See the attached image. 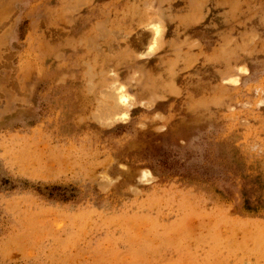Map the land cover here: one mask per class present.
Wrapping results in <instances>:
<instances>
[{"label": "rangeland", "instance_id": "374dc122", "mask_svg": "<svg viewBox=\"0 0 264 264\" xmlns=\"http://www.w3.org/2000/svg\"><path fill=\"white\" fill-rule=\"evenodd\" d=\"M0 264H264V0H0Z\"/></svg>", "mask_w": 264, "mask_h": 264}, {"label": "bare ground", "instance_id": "6f19581e", "mask_svg": "<svg viewBox=\"0 0 264 264\" xmlns=\"http://www.w3.org/2000/svg\"><path fill=\"white\" fill-rule=\"evenodd\" d=\"M109 95H111V94H109ZM113 96V95H112ZM105 120V119H104Z\"/></svg>", "mask_w": 264, "mask_h": 264}]
</instances>
